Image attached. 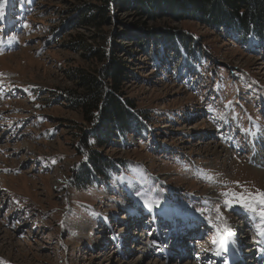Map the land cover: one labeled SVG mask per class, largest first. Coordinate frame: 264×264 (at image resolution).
I'll return each instance as SVG.
<instances>
[{
    "label": "rangeland",
    "instance_id": "rangeland-1",
    "mask_svg": "<svg viewBox=\"0 0 264 264\" xmlns=\"http://www.w3.org/2000/svg\"><path fill=\"white\" fill-rule=\"evenodd\" d=\"M92 3L0 2V264L165 263L143 253L156 246L140 238L143 230L132 240L136 223L150 222V228L149 206L157 218L190 214L214 224L200 241L205 249L213 246L218 226L222 231L233 224L246 235L249 220L230 215L247 210L235 201L226 206L222 194L264 192V168L251 166L255 149L264 157V48L237 43L195 20L147 22L133 10L115 11L100 30L65 29L78 8ZM127 25L145 42L150 29L174 27L194 45L187 56L165 51L152 63L141 46L116 40L125 48L114 52L128 78L122 92L144 131L96 149L118 168L78 186L86 152L77 133L89 127L61 93L77 90L66 70L92 72L95 64L67 44L80 39L103 48V36L115 40ZM57 34L63 36L54 43ZM113 238L123 241L121 254ZM240 241L248 240L240 235Z\"/></svg>",
    "mask_w": 264,
    "mask_h": 264
},
{
    "label": "trees",
    "instance_id": "trees-1",
    "mask_svg": "<svg viewBox=\"0 0 264 264\" xmlns=\"http://www.w3.org/2000/svg\"><path fill=\"white\" fill-rule=\"evenodd\" d=\"M130 10L135 11L141 20L148 18L147 22L166 17L177 23L195 20L206 28L224 32L237 43L264 48V0H94V3L85 4L75 11L73 23L64 20L68 22L65 29L100 30L110 25V15L115 11ZM129 27L114 35L112 38L115 40L108 41L103 36V48L91 47L80 39L67 44L68 50L82 54L84 59L95 64L92 72L79 68L66 70L65 76L80 92L65 89L61 93L64 103L77 112L89 127V130L81 128L77 133L79 145L86 152V162L82 163L79 173L75 175L78 186L86 182L90 185V175L104 178L118 168L113 160L96 149L118 144L113 143L114 140L127 133L144 131L139 127L140 113L134 112L135 107L124 98L122 92V85L128 78L125 67L114 57V52L125 48L118 45L116 40L141 46L152 63L165 51L187 56L195 41L184 31L163 26L150 29L145 42V39L134 35ZM62 36H54V43Z\"/></svg>",
    "mask_w": 264,
    "mask_h": 264
},
{
    "label": "snow or ice",
    "instance_id": "snow-or-ice-1",
    "mask_svg": "<svg viewBox=\"0 0 264 264\" xmlns=\"http://www.w3.org/2000/svg\"><path fill=\"white\" fill-rule=\"evenodd\" d=\"M3 2V0H0ZM3 12L0 11V18H2ZM226 197L225 204L226 206H231L233 201L240 204L241 207L245 208L253 216L259 217V224L257 225V232L260 236L264 237V192L257 191L256 193L244 192V193H223ZM231 199H228V198ZM149 201L145 200V204H148ZM219 215V209H217ZM222 219V217H220ZM218 236L213 240V245L218 247H223L226 242V237L232 235L231 229L224 224L223 230L217 227Z\"/></svg>",
    "mask_w": 264,
    "mask_h": 264
},
{
    "label": "bare ground",
    "instance_id": "bare-ground-1",
    "mask_svg": "<svg viewBox=\"0 0 264 264\" xmlns=\"http://www.w3.org/2000/svg\"><path fill=\"white\" fill-rule=\"evenodd\" d=\"M262 154H257V156H255V160H256V157H257V160L259 161V164L264 165V160H263ZM149 207H152V206H149ZM163 208L164 209H167L166 207H163ZM149 210H150V212H152L153 211V208L152 209H149ZM170 217L173 218V216H170ZM232 217L233 216H230V219H233ZM255 217H256V220H259V217L258 216H255ZM184 219H190V217L189 216H184ZM246 224H248V223H246ZM229 227L231 228V232L233 234L226 237V242H225V244H224V246L222 248L221 247H218V246H215V247H213L212 252H210V253H208V255H206L208 251H206L205 247L204 248L203 247H200V250L203 251V255L200 258V261H207V260H209V259H207V257L209 255H213V258H216V259H221L222 257H226L227 259H229L230 257H232V254L230 253V251H228L227 245H232L234 243V246L237 249H239L241 247V243H240L241 241L239 242V240L236 239L235 230L237 229V227L235 225L233 226V224H231V225L229 224ZM143 253L146 254V256L149 254L148 257H151L152 256V255H150L149 252H147V248L146 247H143ZM133 264H135V262ZM162 264H168V263L165 262V263H162Z\"/></svg>",
    "mask_w": 264,
    "mask_h": 264
}]
</instances>
